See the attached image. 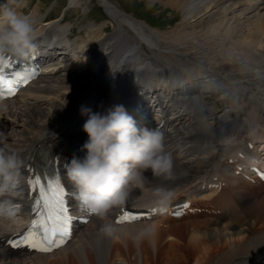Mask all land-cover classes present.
I'll return each instance as SVG.
<instances>
[{"label": "bare ground", "instance_id": "6f19581e", "mask_svg": "<svg viewBox=\"0 0 264 264\" xmlns=\"http://www.w3.org/2000/svg\"><path fill=\"white\" fill-rule=\"evenodd\" d=\"M9 1L15 0H0V5ZM95 1L113 29L89 27L90 39L74 42L70 52L83 53V62L37 80L28 98L0 102V134L7 150L23 160L47 137L82 129L87 117L80 114L81 106L104 113L115 105L125 107L142 90L162 102L161 116L148 125L161 122L173 174L165 180L146 173L144 187L132 188L125 204L155 201L157 187L170 190L172 198L192 196L217 179L224 186L193 200L220 214L125 225L91 216L51 254L13 251L0 237V264H262L264 201L257 194L262 203L253 209L244 205L239 213L236 206L264 185L227 175L225 161L233 159V171L246 170L251 156L264 152V0H143L149 7L182 11L183 19L164 36L110 0ZM80 2L69 0L73 6ZM23 3L15 9L22 15ZM37 11L30 17L35 37L52 39L54 21ZM207 94L211 101H205ZM138 102L154 105L144 98ZM19 191L13 203L22 197ZM104 223L113 224V235L102 232Z\"/></svg>", "mask_w": 264, "mask_h": 264}, {"label": "clouds", "instance_id": "9594fccd", "mask_svg": "<svg viewBox=\"0 0 264 264\" xmlns=\"http://www.w3.org/2000/svg\"><path fill=\"white\" fill-rule=\"evenodd\" d=\"M35 29L31 19L7 4L0 5V56L27 59L37 51ZM87 119L82 130L87 141L64 165L72 198L85 212L107 220L110 212L126 203L132 188L144 187L146 173L156 178H172L173 156L167 151L165 137L158 129L139 128L123 105L104 113L81 106ZM24 162L15 151L7 150L6 138L0 134V216L13 214V197L20 195ZM155 202L163 207L173 193L163 187L154 190ZM102 232L113 235L112 223H104Z\"/></svg>", "mask_w": 264, "mask_h": 264}, {"label": "rangeland", "instance_id": "374dc122", "mask_svg": "<svg viewBox=\"0 0 264 264\" xmlns=\"http://www.w3.org/2000/svg\"><path fill=\"white\" fill-rule=\"evenodd\" d=\"M17 1L19 2L21 0H17ZM25 1H26L25 15L30 17L33 14V12L36 10L35 8H38L39 17L42 18L45 17V19L47 20L56 21L54 27L56 28L57 31L61 32L60 37L62 39L70 28L73 30L75 29L76 31L74 38L84 42L90 39L87 35V31L89 30V27L96 28L102 25H106L108 26L106 32H111L113 29L109 17L107 16L103 8L99 6L95 0H81L79 5L76 6L71 5L70 7L67 8L66 5L68 4L69 0H25ZM14 2L10 3V7L14 8L15 6ZM110 2L113 3L120 11L124 12L128 16L145 23L147 26H149L159 35H163V34L165 35L167 32L170 33L177 26V24L180 23V21L183 19V14L181 10H179V14H178L177 10L175 9L171 8L172 9L171 10L170 8L167 7L163 9L162 7L164 6L154 7L150 5L149 7L146 6L143 0H110ZM18 5L19 4L17 3V7ZM173 13L174 15H171ZM260 14L264 15V8L260 10ZM252 20H254V17L252 18ZM257 192L258 193H256V196L247 195L248 199L244 198L245 199L244 204L243 203L237 204L236 209L239 210V213H240V208H243L244 205L247 206L249 205V208L253 209V207L257 203H262L261 201H256V199L258 198L257 194H259V197H262V200L264 201V190H259ZM188 219L189 218H186V220L182 222H186Z\"/></svg>", "mask_w": 264, "mask_h": 264}, {"label": "snow or ice", "instance_id": "6c2138e0", "mask_svg": "<svg viewBox=\"0 0 264 264\" xmlns=\"http://www.w3.org/2000/svg\"><path fill=\"white\" fill-rule=\"evenodd\" d=\"M2 60L3 57L0 56V62ZM4 72L5 67L0 66V98H4L5 95H13L16 88L20 84L26 83L30 78L18 73L8 77L4 75ZM28 184L31 190L39 193L33 205V211L38 215L31 220L21 243L38 251H52L55 247L64 244L70 237V228L75 217L70 214L67 199L72 197V193H66L60 180L56 178L45 180L44 183L40 178H31L28 180ZM89 215L91 214L89 213ZM140 218L139 215L123 210V214L118 217L116 222H133ZM9 243L13 247L17 246L12 241Z\"/></svg>", "mask_w": 264, "mask_h": 264}]
</instances>
